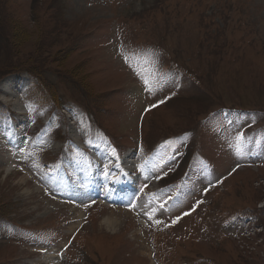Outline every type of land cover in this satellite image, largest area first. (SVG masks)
I'll return each instance as SVG.
<instances>
[{
	"label": "rangeland",
	"instance_id": "obj_1",
	"mask_svg": "<svg viewBox=\"0 0 264 264\" xmlns=\"http://www.w3.org/2000/svg\"><path fill=\"white\" fill-rule=\"evenodd\" d=\"M20 74L39 82L35 91L33 85L30 100L48 97L61 104L75 103L85 111L76 125L82 140L86 132L87 143L92 140L86 130L90 123L92 131H97L96 125L109 130L126 151L135 146L141 132L149 140L163 139L154 149L162 160L161 176L173 169L170 182L181 179V196L169 212V202L163 206L162 218L180 214L186 220L160 239L182 236L188 230L183 235L187 262L198 253L208 257L202 264H264V212L260 243L253 235L247 240L241 232L232 237L227 225L231 218L237 223L239 217L249 220L251 212L258 215L264 204V0H0V107L20 108L18 98L2 92L6 77ZM146 76L165 92L163 103L160 92L146 89ZM152 100L161 106L146 115L140 131L142 108ZM211 113L210 119L201 121ZM70 129L65 126L55 135L64 143L60 150L50 148L34 157L30 169L34 179H27L31 172L21 163L8 172L4 163L12 152L5 155L0 148V264H45L40 258L53 250L40 248L58 249L69 243L78 228L72 230L82 222L84 203L74 208L58 205L48 190L54 187L52 167L59 161L71 173L78 167L80 178L85 174L82 168L87 170L86 162L71 152L78 149L69 144L74 143ZM241 130L252 138L246 151L260 164L245 160L247 153L241 147L236 151ZM190 143L214 162L210 177L195 161L188 178H179L194 151L187 152ZM145 144L151 147L146 140ZM230 169L237 171L222 186L203 191ZM112 178H101L99 183L113 184ZM174 188L168 184L159 195H173ZM81 190L88 193L77 189ZM123 194L130 203V192ZM197 200L205 202L190 217L185 209ZM117 210L110 207L106 215ZM101 213L102 209H95L92 214L94 220L97 217L92 234L80 230L69 243L66 263L152 264L141 228H131L132 234H114L101 225L106 216ZM98 231L107 234V240L96 238Z\"/></svg>",
	"mask_w": 264,
	"mask_h": 264
},
{
	"label": "bare ground",
	"instance_id": "obj_2",
	"mask_svg": "<svg viewBox=\"0 0 264 264\" xmlns=\"http://www.w3.org/2000/svg\"><path fill=\"white\" fill-rule=\"evenodd\" d=\"M9 83H6L5 86H8ZM3 90L5 92H10V89H7V88H3ZM13 90V89H12ZM11 95V94H9ZM14 97H12L13 99ZM11 152V151H9ZM17 157H19L18 154H15L14 152H12V154L8 157V168L9 167H13L15 164V160L17 159ZM9 170V169H8ZM40 187V186H39ZM79 192V191H78ZM82 197H85L86 194H88L86 191L84 190H81L80 191ZM115 210V209H114ZM116 212L113 211L111 214L109 215H106L104 218H103V222L105 223V225L109 228V229H114L118 224H119V220L120 218L115 214ZM79 219L82 220V216L80 215L79 216ZM81 223V222H79ZM55 257H56V254H55V250H53V252L47 254L44 258H40L41 260H45V264L48 263V262H55ZM43 263V262H42ZM55 264H58V263H55Z\"/></svg>",
	"mask_w": 264,
	"mask_h": 264
},
{
	"label": "snow or ice",
	"instance_id": "obj_3",
	"mask_svg": "<svg viewBox=\"0 0 264 264\" xmlns=\"http://www.w3.org/2000/svg\"><path fill=\"white\" fill-rule=\"evenodd\" d=\"M127 59V58H126ZM139 74V73H138ZM144 84L146 86V89L149 91V92H153L155 89L153 87V83L152 81H150L147 77L144 78ZM161 103H163V101H161ZM153 107H155V105H153ZM237 145H236V151L239 153L240 152V141L243 140V134H239L237 137ZM104 176L105 177H108L109 176V171H105L104 173ZM126 175V174H125ZM114 179H119V178H114ZM92 203H95V201L93 200ZM198 204L200 203L199 201L197 202ZM130 207H135L134 204H129ZM188 213H185V215H187ZM180 219V217H177L176 220L173 221V223H175L176 221H178ZM156 223H160V221H156Z\"/></svg>",
	"mask_w": 264,
	"mask_h": 264
}]
</instances>
